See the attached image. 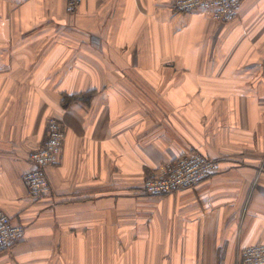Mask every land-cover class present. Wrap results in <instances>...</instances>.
<instances>
[{
	"label": "crops",
	"instance_id": "0c3cea01",
	"mask_svg": "<svg viewBox=\"0 0 264 264\" xmlns=\"http://www.w3.org/2000/svg\"><path fill=\"white\" fill-rule=\"evenodd\" d=\"M170 1L0 0V211L25 228L0 264H236L264 244V0L227 23ZM49 118L65 139L33 199ZM187 152L215 173L142 192Z\"/></svg>",
	"mask_w": 264,
	"mask_h": 264
},
{
	"label": "built area",
	"instance_id": "2783aa9c",
	"mask_svg": "<svg viewBox=\"0 0 264 264\" xmlns=\"http://www.w3.org/2000/svg\"><path fill=\"white\" fill-rule=\"evenodd\" d=\"M81 0H65L66 12L74 14ZM240 0H171L165 9L169 11H203L217 22L227 23L236 17ZM60 120L46 121V135L36 149L28 153L30 169L24 172L20 181L29 197L43 199L51 195L47 169L59 162L65 130ZM214 159L198 152L181 154L172 161L161 164L141 184L144 194L161 197L183 188H193L200 181L208 179L216 171ZM25 234L23 225L13 223L10 217L0 211V251L15 245ZM236 264H264V244L244 247L240 250Z\"/></svg>",
	"mask_w": 264,
	"mask_h": 264
},
{
	"label": "trees",
	"instance_id": "16d2710c",
	"mask_svg": "<svg viewBox=\"0 0 264 264\" xmlns=\"http://www.w3.org/2000/svg\"><path fill=\"white\" fill-rule=\"evenodd\" d=\"M174 12V11H173ZM73 97L63 96V106L67 105L68 101L72 99Z\"/></svg>",
	"mask_w": 264,
	"mask_h": 264
},
{
	"label": "rangeland",
	"instance_id": "374dc122",
	"mask_svg": "<svg viewBox=\"0 0 264 264\" xmlns=\"http://www.w3.org/2000/svg\"><path fill=\"white\" fill-rule=\"evenodd\" d=\"M62 123V122H61ZM61 126H63V129L65 130V128H64V125L62 124ZM64 139H65V137H64ZM55 166V165H54Z\"/></svg>",
	"mask_w": 264,
	"mask_h": 264
}]
</instances>
